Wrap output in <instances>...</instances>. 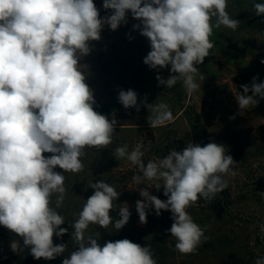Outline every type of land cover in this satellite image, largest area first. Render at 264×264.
<instances>
[{"label": "clouds", "instance_id": "1", "mask_svg": "<svg viewBox=\"0 0 264 264\" xmlns=\"http://www.w3.org/2000/svg\"><path fill=\"white\" fill-rule=\"evenodd\" d=\"M227 6V0H103V9L111 14L101 17L93 0H0V225L19 237L10 242L13 253L28 249L36 260L64 256L62 264H157L148 245L127 238L101 245L99 231L88 234L90 225H112L118 232L132 214L127 202L116 203L121 193L103 180L88 186L94 192L69 224L74 250L65 256L68 243L53 242L54 235L68 233L61 227L65 217L56 210L67 193L65 173L83 171L87 149H106L119 123L94 110L88 66L81 61L94 50L92 42L101 39L104 27L117 30L128 23L130 12L138 21L133 29L150 44L143 63L157 71L170 66L172 75L156 76L159 84L171 88L182 81L191 94L200 87L195 65L203 64L214 46L209 40L213 27L235 31L240 24ZM252 11L264 16V3H254ZM257 79L241 85L243 93L235 96L239 109L264 99V82ZM118 102L137 112L146 103H138L132 89L120 90ZM146 106L151 108V128L173 120L167 104ZM146 150L141 140L130 152L125 144L113 153L136 166L141 174L133 180L146 186L138 188L142 199L135 203L139 223L147 224L150 211L156 216L170 211L173 223L166 231L176 240L175 250L192 254L209 238L186 209L198 199L211 202L226 190L225 177L236 175L238 163L216 142L201 146L189 141L181 151L173 148L145 164ZM152 187L163 188L167 199L151 194ZM257 194L264 199V192ZM117 209L119 218L114 219L110 211ZM259 228L264 233V223ZM255 264H264V257Z\"/></svg>", "mask_w": 264, "mask_h": 264}, {"label": "rangeland", "instance_id": "2", "mask_svg": "<svg viewBox=\"0 0 264 264\" xmlns=\"http://www.w3.org/2000/svg\"><path fill=\"white\" fill-rule=\"evenodd\" d=\"M93 2L100 9L101 17L111 14V10L103 9V0ZM254 3H264V0H227L226 11L240 24L235 31L224 26L213 27L209 40L214 46L203 64L195 65L199 69L195 82L200 87L191 94L185 91L182 81L171 88L159 84L156 76L172 75L170 66L157 71L143 63L151 50L150 44L139 30L133 29L138 21L130 12L128 23L117 30L112 31L106 25L101 39L92 42L94 50L81 61L88 66L87 83L94 90L96 102L106 104L120 90L128 89L137 92L138 103L146 101L140 104L138 112L124 107L116 112L113 119L118 124H131L124 126L127 132L115 135L118 143L138 139L148 143L146 131L151 130L156 146L167 142L169 151L173 148L181 151L189 141L201 146L222 143L226 154L238 163L234 167L236 175L225 177L231 192L229 201L217 195L211 202L198 199L186 209L194 222L206 229L205 236L209 239L192 254L176 252L173 264H255L257 258L264 257V233L259 228L264 223V199L257 194L264 192V145L254 139L261 133L256 130L257 126L264 128V99L256 106L239 109L235 97L243 93L241 85H250L253 77H258L257 83L264 82V64L260 62L264 59V31L250 30L242 21L243 18L264 21V16H256L252 11ZM160 103L169 106L173 120L151 128L147 122L151 108L148 110L146 104ZM186 110L200 116L206 126L205 134L192 136L184 114ZM139 187L146 186L134 185L120 202L128 203L136 225L146 228L149 220L163 216L173 222L170 211H162L160 216L150 211L147 224L139 223L135 208L136 201L142 199ZM149 191L162 200L167 199L163 188L156 191L152 187Z\"/></svg>", "mask_w": 264, "mask_h": 264}, {"label": "trees", "instance_id": "3", "mask_svg": "<svg viewBox=\"0 0 264 264\" xmlns=\"http://www.w3.org/2000/svg\"><path fill=\"white\" fill-rule=\"evenodd\" d=\"M243 25L254 31H264V21L249 20L243 18ZM123 106L118 102V95L108 103L96 102L94 110L108 116L113 119L116 112ZM186 117L189 120V126L194 138L202 136L206 132V126L200 116H197L195 112L191 113L189 110L184 111ZM131 124H117L115 133L113 134V141L106 149L90 148L87 149V154L82 158L84 169L80 173H65V187L67 193L63 202V206L56 209L61 215L65 217V224L61 227L68 228V233L63 237L57 238L53 236L54 244L68 243V249L64 253L68 256L75 248L72 240L70 239L72 229L69 224L73 223L82 209L85 200L90 197L94 189L88 187L92 182L103 180L110 185H113L118 192H120L117 204H120L124 195L134 185H140L133 180L135 175H140L139 170L136 166L132 165L126 158L117 160L113 153L117 147L127 145L128 151L130 152L140 141L129 140V142L118 143L119 141L115 138L116 134H123L127 132L124 126ZM256 130L261 131L259 135L254 138L257 142L264 145V128L257 126ZM148 135V143H144L146 147L145 155L143 160L145 164L149 160H156L166 156L169 152V145L156 146V140L151 130L146 131ZM45 156L51 155L50 153H44ZM103 162V164H101ZM56 171L63 172L62 169L57 168ZM224 200H228L231 197L230 189L227 188L222 193L217 194ZM52 206L55 207V196L52 198ZM205 202V201H204ZM203 203V202H202ZM110 216L114 219H118V209L110 211ZM136 217L131 214L127 225L116 232L112 225H109L107 229L99 228L97 225H90L88 234H92L95 231L101 233V239L98 241L103 245L107 241H116L121 239H129L134 243L142 246L148 245L151 247L154 258L157 260V264H173L176 252L175 243L176 240L166 230L171 227L172 221H168L167 217L153 218L149 220L148 226L142 228L136 225ZM13 239H19L15 237V234L11 233L8 229L0 225V264H62L64 256H58L54 260H36L32 257L28 249H24L18 254L13 253L10 249V242ZM21 246L22 240H21Z\"/></svg>", "mask_w": 264, "mask_h": 264}]
</instances>
